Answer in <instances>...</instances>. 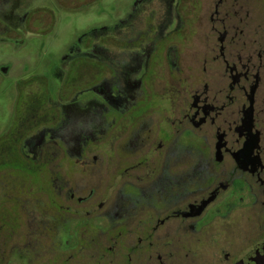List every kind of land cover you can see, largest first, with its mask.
Instances as JSON below:
<instances>
[{
  "label": "flooded vegetation",
  "instance_id": "obj_1",
  "mask_svg": "<svg viewBox=\"0 0 264 264\" xmlns=\"http://www.w3.org/2000/svg\"><path fill=\"white\" fill-rule=\"evenodd\" d=\"M48 3L0 0L2 39L50 28ZM136 3L0 135V264L44 233L59 264H263L264 0Z\"/></svg>",
  "mask_w": 264,
  "mask_h": 264
},
{
  "label": "rangeland",
  "instance_id": "obj_2",
  "mask_svg": "<svg viewBox=\"0 0 264 264\" xmlns=\"http://www.w3.org/2000/svg\"><path fill=\"white\" fill-rule=\"evenodd\" d=\"M44 1H49L50 10L54 11V23L50 28L40 33L21 32L19 36L9 35L11 39H2L0 35V135L20 119L25 93L35 87L38 88L37 79L51 78L55 71L57 72L63 54L68 51L71 42L73 43L80 33L114 24L119 19L129 17L132 20L135 12L138 11L136 2L138 5L143 2V0H78L79 4L76 6L71 4L72 1L67 0ZM6 18L0 16V25L6 22ZM13 23L18 26L15 20ZM130 23H134L133 20ZM199 35V44L202 45L205 38L202 33ZM195 46L196 48L193 49L195 51L202 49L198 44ZM108 50L111 56H119V48L110 47ZM5 168L10 169L7 166ZM15 175L16 172L6 174V179L12 181L14 185L18 184ZM249 227L248 222H242L240 225L242 231ZM50 246L57 247V243L49 240L48 235L44 233V237L39 240L35 255L29 253L31 262L59 264L60 259L56 256L55 249L54 253L48 250ZM3 248L5 249L4 246L1 247ZM88 250L91 252L96 248L91 245ZM208 254L209 251H206L205 255ZM92 261L89 258L82 264L85 262L91 264Z\"/></svg>",
  "mask_w": 264,
  "mask_h": 264
},
{
  "label": "water",
  "instance_id": "obj_3",
  "mask_svg": "<svg viewBox=\"0 0 264 264\" xmlns=\"http://www.w3.org/2000/svg\"><path fill=\"white\" fill-rule=\"evenodd\" d=\"M261 260H262V262H263V264H264V256L262 257V259H261Z\"/></svg>",
  "mask_w": 264,
  "mask_h": 264
}]
</instances>
